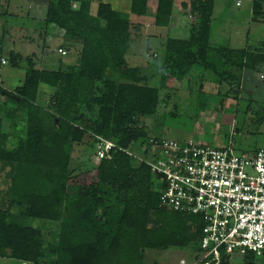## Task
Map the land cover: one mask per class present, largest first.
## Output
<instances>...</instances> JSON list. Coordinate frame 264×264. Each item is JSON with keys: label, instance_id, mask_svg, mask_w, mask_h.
Segmentation results:
<instances>
[{"label": "trees", "instance_id": "trees-1", "mask_svg": "<svg viewBox=\"0 0 264 264\" xmlns=\"http://www.w3.org/2000/svg\"><path fill=\"white\" fill-rule=\"evenodd\" d=\"M45 2L46 22L65 31L63 46L82 48L76 63L58 69L38 67L34 55L10 54L14 67L26 61L27 68L14 88L0 82V173L7 184L0 257L31 264H147L148 249H189L198 253L197 264L208 263L201 217L166 206L159 177L126 150L157 137L144 117L156 114L169 78L190 84L196 75L201 86L212 71L239 94L248 69L263 75L264 84V39L255 46L212 44L215 0H131L132 13L152 16L159 26L170 24L175 9L190 17L189 37L166 39L157 87L127 62L136 26L127 14L105 0L96 9L94 0ZM252 20H264V0H252ZM96 136L123 149L78 171L72 166L76 145L90 140L96 146ZM29 217L55 222L57 229L20 221ZM257 257L247 252L240 264H255ZM218 264L237 263L222 250Z\"/></svg>", "mask_w": 264, "mask_h": 264}, {"label": "rangeland", "instance_id": "rangeland-1", "mask_svg": "<svg viewBox=\"0 0 264 264\" xmlns=\"http://www.w3.org/2000/svg\"><path fill=\"white\" fill-rule=\"evenodd\" d=\"M94 0L93 8L96 9ZM114 8L127 14L136 24L133 27L134 39L126 54L130 66H137L142 73L150 76V84L162 86V63L165 42L169 36L189 37L190 17L181 16L175 9L174 17L168 26L153 23L149 15L131 12V0H105ZM239 2V4L237 3ZM238 5H237V4ZM151 8L150 11H153ZM252 0H215L211 42L214 45L230 44L241 47L246 44L258 45L264 39V22L251 19ZM47 4L45 0H0V80L8 88L23 82L27 63L19 67L10 63L12 51L33 56L38 67L58 69L60 61L74 64L77 57L76 47L71 45L68 56L57 52L65 37L58 25L46 22ZM69 46V45H68ZM67 48V47H66ZM6 58V64L1 59ZM51 58L50 62H47ZM240 75V73L238 72ZM190 84L187 80L169 78L166 87L161 88V98L156 114L144 117L145 128L150 136L177 139L183 143L194 142L213 147L231 146L238 152H253L264 148V84L257 71L244 69L240 93L230 91V85L220 82L212 72L204 74L200 86L196 75ZM48 88V87H47ZM49 97H42L46 103ZM131 146V151L144 156L141 143ZM15 144L11 141L10 146ZM96 146L92 141L76 145L73 154V167L78 171L86 170L97 164L94 155ZM7 188L4 172L0 173V206ZM6 196L4 197V199ZM25 224L43 226L54 232L55 222H45L31 217L21 219ZM46 232V231H45ZM50 234V238L53 236ZM46 236H48L46 234ZM198 253L189 249L151 250L145 252V261L152 264H197ZM242 256V257H241ZM243 254L231 256V262L240 264ZM0 264H31L19 259L0 257ZM255 264H264V256H258Z\"/></svg>", "mask_w": 264, "mask_h": 264}, {"label": "built area", "instance_id": "built-area-1", "mask_svg": "<svg viewBox=\"0 0 264 264\" xmlns=\"http://www.w3.org/2000/svg\"><path fill=\"white\" fill-rule=\"evenodd\" d=\"M57 52L68 53L62 46ZM7 62L1 59L2 64ZM96 139L97 163L110 157L113 149H123L103 137ZM141 149L144 156L126 151L159 177L162 202L201 217L203 258L218 264L222 250L230 256L247 252L263 256L264 148L238 152L231 146L151 137Z\"/></svg>", "mask_w": 264, "mask_h": 264}, {"label": "crops", "instance_id": "crops-1", "mask_svg": "<svg viewBox=\"0 0 264 264\" xmlns=\"http://www.w3.org/2000/svg\"><path fill=\"white\" fill-rule=\"evenodd\" d=\"M238 3V2H237ZM236 3V4H237ZM238 5V4H237ZM175 13V12H174ZM181 16H183V15H186L185 14V11H179L178 12ZM188 16V15H187ZM152 17V16H151ZM174 17V14H173V16H172V18ZM189 17V16H188ZM251 19H252V10H251ZM172 20V19H171ZM261 22H264V20L263 21H261ZM50 25H53V24H50ZM61 29V28H60ZM62 30V34L64 35V30L63 29H61ZM63 44H64V42H62L59 46H58V48L60 47V46H63ZM67 45H69V46H63L64 48H66L67 50L69 49V48H71V50H72V48H74V47H72L71 45H72V43H70V44H67ZM73 45H78L77 47H76V49H77V52H76V54H74V55H76L77 57H74L73 59H72V61L74 60V59H76V62H77V59H78V57H79V55H80V52H81V45L80 44H73ZM248 44H246V45H244V46H247ZM244 46H241V47H244ZM252 46V45H251ZM72 52L71 51H69L68 50V53L66 54V56H68L69 54H71ZM60 54V53H59ZM62 55V54H61ZM51 61V58L50 59H48V61L47 62H50ZM60 63L61 64H59V65H62V64H65V62L64 61H60ZM42 68V67H41ZM243 73H244V70L242 71V76H243ZM243 78V77H242ZM260 78L262 79V76H261V74H260ZM0 82H2V84H3V86L4 87H6V88H8L7 86H5L4 85V83H3V81H1L0 80ZM19 85V84H18ZM17 86V85H16ZM14 88V87H13ZM41 96L42 95H40V97H39V100L41 101ZM43 97V96H42Z\"/></svg>", "mask_w": 264, "mask_h": 264}]
</instances>
